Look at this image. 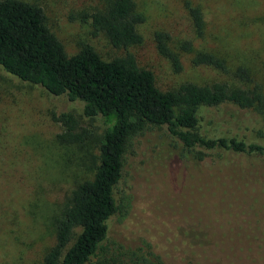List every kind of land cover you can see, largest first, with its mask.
<instances>
[{"label":"rangeland","instance_id":"obj_1","mask_svg":"<svg viewBox=\"0 0 264 264\" xmlns=\"http://www.w3.org/2000/svg\"><path fill=\"white\" fill-rule=\"evenodd\" d=\"M21 1L42 9L67 56L85 44L104 61L131 54L140 69L153 73L161 91L186 83L257 87L261 112L224 107L200 121L199 133L264 145V0H133L144 17L137 26L142 41L127 49L113 47L104 33L93 34L90 15L104 11L110 0ZM187 3L201 11V35ZM156 33L167 36L180 72L158 53ZM199 53L222 60L225 71L193 65ZM239 68L247 80L239 79ZM54 112L74 113L95 136L107 126L103 119H84L82 104L52 98L0 67V264H42L54 244V219L64 198L94 174L97 138L60 144ZM193 153L164 129H149L133 141L116 191L119 208L108 246L152 252L163 264H219L199 261L193 247L205 245L203 257L264 264V160L217 151L215 160L199 162Z\"/></svg>","mask_w":264,"mask_h":264},{"label":"trees","instance_id":"obj_2","mask_svg":"<svg viewBox=\"0 0 264 264\" xmlns=\"http://www.w3.org/2000/svg\"><path fill=\"white\" fill-rule=\"evenodd\" d=\"M186 6L196 33L201 35V11L188 3ZM90 19L93 34L104 33L115 48L127 49L142 41L137 26L144 17L133 0H110L104 11L91 14ZM166 40L165 34H155L157 51L180 72L179 59ZM192 64L221 72L226 68L209 53L196 54ZM0 67L25 83L41 87L52 98L82 104L84 119H103L107 124L95 136V129L84 126L74 113H52L62 129L57 135L60 144L82 145L97 138L98 162L92 178L77 184L64 198L54 219V244L44 254L42 264H163L152 252L107 244L110 223L119 208L116 191L123 180L126 156L133 141L149 129H164L186 152H194L199 162L215 160L217 151L224 156L264 160V145L236 138H207L199 133L200 121L224 107L261 112L263 96L257 87L244 90L224 83H186L161 91L155 86L153 73L140 69L131 54L104 61L85 44L77 54L67 56L46 25L42 9L33 4L0 0ZM237 76L247 80L242 68ZM207 247H193L199 261L228 264L216 255L203 257Z\"/></svg>","mask_w":264,"mask_h":264}]
</instances>
